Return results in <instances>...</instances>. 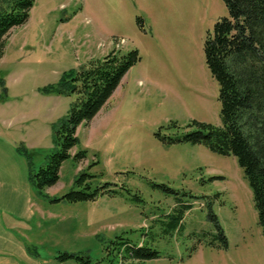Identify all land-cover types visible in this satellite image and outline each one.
<instances>
[{
  "label": "rangeland",
  "instance_id": "374dc122",
  "mask_svg": "<svg viewBox=\"0 0 264 264\" xmlns=\"http://www.w3.org/2000/svg\"><path fill=\"white\" fill-rule=\"evenodd\" d=\"M225 15L224 0H34L0 59V264H264L236 157L186 138L196 122L222 123L204 41ZM135 49L140 59L78 128L72 155L87 157L65 160L41 194L22 147L37 151L34 169L44 165L75 96L39 88ZM146 249L158 257L140 258Z\"/></svg>",
  "mask_w": 264,
  "mask_h": 264
},
{
  "label": "trees",
  "instance_id": "16d2710c",
  "mask_svg": "<svg viewBox=\"0 0 264 264\" xmlns=\"http://www.w3.org/2000/svg\"><path fill=\"white\" fill-rule=\"evenodd\" d=\"M224 2L228 15L215 22L204 41L207 66L220 86L222 123L196 122L199 129L186 138L236 157L253 191L264 231V0ZM33 5L34 0L0 1V59L5 54L9 34L13 28L26 23ZM139 59L136 49L130 52L114 50L102 59L64 71L57 82L39 88L43 95L75 96L68 114L53 123L54 147L44 165L34 169L33 158L37 151L22 147L29 159L30 180L41 194L57 184L65 160L74 157L79 161L87 157L86 150L72 155V149L79 143L78 128L99 113L126 72ZM0 82L6 92L0 95V100L5 101L8 88L3 78ZM72 193L78 194L74 199L94 198L83 192ZM140 250L141 247L137 251ZM146 251L138 256L143 259L158 257V251ZM64 258L79 259L70 254Z\"/></svg>",
  "mask_w": 264,
  "mask_h": 264
}]
</instances>
